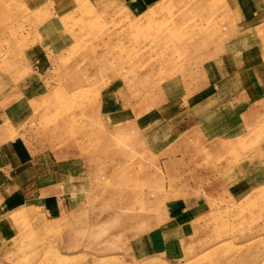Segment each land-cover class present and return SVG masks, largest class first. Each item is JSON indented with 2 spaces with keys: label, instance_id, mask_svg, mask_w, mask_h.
Segmentation results:
<instances>
[{
  "label": "rangeland",
  "instance_id": "374dc122",
  "mask_svg": "<svg viewBox=\"0 0 264 264\" xmlns=\"http://www.w3.org/2000/svg\"><path fill=\"white\" fill-rule=\"evenodd\" d=\"M0 264H264V0H0Z\"/></svg>",
  "mask_w": 264,
  "mask_h": 264
},
{
  "label": "bare ground",
  "instance_id": "6f19581e",
  "mask_svg": "<svg viewBox=\"0 0 264 264\" xmlns=\"http://www.w3.org/2000/svg\"><path fill=\"white\" fill-rule=\"evenodd\" d=\"M55 122L58 123L64 129L66 127V125L70 123V119H66L63 117H57L55 119Z\"/></svg>",
  "mask_w": 264,
  "mask_h": 264
},
{
  "label": "crops",
  "instance_id": "0c3cea01",
  "mask_svg": "<svg viewBox=\"0 0 264 264\" xmlns=\"http://www.w3.org/2000/svg\"><path fill=\"white\" fill-rule=\"evenodd\" d=\"M52 28H53V25L49 26V29H50V30H52ZM41 38H42V37H41ZM7 125H8V124H7Z\"/></svg>",
  "mask_w": 264,
  "mask_h": 264
}]
</instances>
